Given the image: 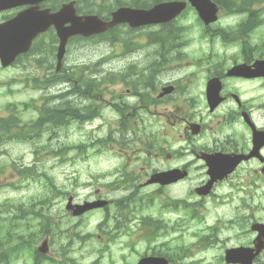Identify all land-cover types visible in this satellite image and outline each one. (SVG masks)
Listing matches in <instances>:
<instances>
[{"label": "flooded vegetation", "instance_id": "obj_1", "mask_svg": "<svg viewBox=\"0 0 264 264\" xmlns=\"http://www.w3.org/2000/svg\"><path fill=\"white\" fill-rule=\"evenodd\" d=\"M70 2L0 0V25L26 11L45 20ZM240 5L249 7L233 15L224 10ZM217 8L216 23H201L198 32L189 31V23L178 19L148 31L120 33L114 49L117 63L102 57L97 71L87 70L97 72L91 79L74 78L75 66L65 63L67 52L57 71L53 26L14 64L33 72L25 74V80L31 82L34 76L44 85L37 108L51 119L53 135L60 107L53 90L60 72L70 113L98 118L109 148L104 152L118 161L115 175L122 199H105L108 206L101 210L105 222L97 226L96 237L104 254L117 244L125 264L129 255L135 264L148 256L183 263L187 256L175 255L185 253L180 243L186 236L188 210L192 215L216 214L208 225L214 247L221 245L216 264H226L228 248H253L259 235L256 228L264 225V0H224ZM83 85L97 89L85 90ZM81 93H89L88 98ZM210 165L223 178L208 195H200L196 190L210 180ZM169 172L176 180L144 186L154 175ZM144 188L150 212L140 218L142 208L132 207L131 201ZM173 214L184 218L171 220ZM219 214L230 215L229 224H222ZM227 226L237 233L227 234ZM139 243L141 251L136 249ZM252 264H264V245Z\"/></svg>", "mask_w": 264, "mask_h": 264}, {"label": "rangeland", "instance_id": "obj_2", "mask_svg": "<svg viewBox=\"0 0 264 264\" xmlns=\"http://www.w3.org/2000/svg\"><path fill=\"white\" fill-rule=\"evenodd\" d=\"M92 4H94V11L99 9L107 10L113 7V3L109 0H92ZM226 20L233 21L234 19L229 18ZM127 31L126 28H119L116 34L119 36L120 33ZM115 47V42L111 44L109 42L99 43L97 40H74L66 48L65 63L70 66L74 65L75 67L82 66L83 64L92 66L98 63L104 56L108 57V63H117V58L114 55ZM19 66L9 69L0 68V117L9 116L8 113H3L5 106L7 107L8 105L9 108H12L16 104L18 108L15 110V113L21 121L34 115L29 110L24 112L20 104L25 103L23 101L29 103L31 99L38 96V92L31 88H24L22 82L17 83V81H22L21 79H23ZM30 71L28 67L23 73L29 75ZM31 75H34L32 71ZM89 77L93 78L94 75H89ZM98 125L99 122L96 121L92 125L85 126L81 129L77 125H70L66 129L60 130L57 144L52 147L47 146L46 150L37 156L34 155V147L19 143L16 140L0 145V205L5 203H25V207L28 208L33 202L34 208H41L40 210L44 211L46 215L58 218L61 223L60 230L69 229L70 232H68V235L76 234L78 237L90 235L84 243H81L82 247L78 242L71 245L73 252L70 256L75 258L76 264H92L97 261V264H123V261L120 260L122 255L121 248L117 244L110 248L108 254H101L104 249L103 245L100 251L92 248L98 247L101 244L95 239V236L100 234L97 231V226L104 221V216L101 212H94L79 219H71V216L64 210L67 199L64 196L66 195L65 193L75 195V202H82L87 200L96 189L102 188L114 180V169L117 163L110 161L100 153L99 147L94 146L92 148L91 146L93 145L92 143L99 142L102 137V131ZM82 144L90 146L84 153H79L75 148H72ZM61 147L64 150L60 153L59 149ZM56 151L57 155L55 156ZM33 157L40 159L38 162L33 163ZM153 165L155 167L159 166L158 163ZM25 167L32 168L33 172L31 176L26 177L18 174L20 168ZM106 175L109 177H106ZM47 179H50L56 189L61 191L62 194L59 198L52 197L55 196V192L49 190L46 185ZM141 192L143 195H146L148 189L144 188ZM106 195L109 198H117L120 196V193H109ZM56 196L59 195L56 193ZM31 199L33 201H30ZM45 199H47L48 204L50 202L47 210L42 206V201ZM149 212L150 208H146L143 215H147ZM218 213H221V211L219 210ZM224 213H226L225 210ZM225 216L226 218H223ZM225 216L221 217L222 224L230 218V215ZM179 218H184V216L182 214H173L171 216V220H177ZM203 219V223L192 222L187 224L186 236L180 245L197 243L198 239L193 238V233L196 231L199 232L203 228L205 232L206 225L214 221L213 216H209V214ZM30 222H32V219ZM26 223L27 221H23L22 225ZM107 223L113 225L112 220H109ZM226 229H228L227 234H231V232L237 233L233 227L227 226ZM55 235L53 233L49 235L51 242H53L52 248L54 250L52 254V248L50 247L51 255L54 257H56L57 252L63 244L61 237L56 235L54 239ZM175 245L177 243L172 245V247ZM220 247L221 245L215 249L198 250L193 255L188 254V258L184 259L183 263L187 264L192 261H200L201 264H208L214 262L219 254ZM142 248V245L139 243L136 249L141 251ZM183 254L184 252L180 251L175 256L182 257ZM125 255H127V252H125ZM131 260L132 256L129 255L126 261L130 262L127 264H135V260ZM17 264H21V262Z\"/></svg>", "mask_w": 264, "mask_h": 264}, {"label": "water", "instance_id": "obj_3", "mask_svg": "<svg viewBox=\"0 0 264 264\" xmlns=\"http://www.w3.org/2000/svg\"><path fill=\"white\" fill-rule=\"evenodd\" d=\"M192 4L197 8L203 20L207 22H212L215 20V17L212 16L214 13V7L207 0H190ZM211 5V6H210ZM184 4L182 3H165L155 6L154 8L143 11V10H131V9H119L117 12L113 14V19L106 26H112L118 23L128 22L131 26L139 27L152 23H163L167 22L176 15H178L181 10L184 8ZM212 8L211 14L205 12L204 7ZM105 28V27H103ZM100 29V30H103ZM82 32L80 30H76L75 33ZM37 33L35 30H28L26 32V37H17L10 41V44L0 42V59L3 66H7L14 59L17 54L24 52L29 44L31 38ZM4 41V40H2ZM25 45V46H24ZM61 54V53H60ZM104 203L102 202H94V203H85L82 206H74L75 209L73 211V215L77 216L84 213L87 210L93 208L102 207ZM70 205L67 206V209H70ZM264 236V230L261 232ZM261 242L257 240L256 248L260 247ZM41 251H45V247L41 249ZM229 260L233 263L240 264H250V260L252 258L249 250L246 249H238L232 251L230 254L227 253ZM138 264H167L166 261L159 259H144L141 260Z\"/></svg>", "mask_w": 264, "mask_h": 264}, {"label": "trees", "instance_id": "obj_4", "mask_svg": "<svg viewBox=\"0 0 264 264\" xmlns=\"http://www.w3.org/2000/svg\"><path fill=\"white\" fill-rule=\"evenodd\" d=\"M214 2H218L220 0H213ZM152 0H133V5L136 7H146L149 5ZM244 7H228L227 9L233 10H242ZM233 13V12H232ZM59 116V126L67 125L68 121L71 119H64L69 118V114L67 111H60ZM24 211L21 207H17L13 212L10 211V214H5L7 211H0V264H8L9 259L12 256H15L25 251V250H32L31 240L39 234H47L51 230L50 219L47 216H37L39 223V229L36 232H29L28 236L19 235L17 230L15 229V225H17V221H21L24 219L26 214H22ZM24 247H27L25 250ZM23 250V251H22ZM37 264L40 262L45 261L44 258L38 257L36 259ZM51 264V263H49Z\"/></svg>", "mask_w": 264, "mask_h": 264}]
</instances>
